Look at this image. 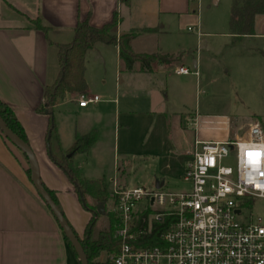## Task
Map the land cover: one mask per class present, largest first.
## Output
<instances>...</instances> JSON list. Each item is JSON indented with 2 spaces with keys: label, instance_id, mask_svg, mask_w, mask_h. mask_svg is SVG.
Masks as SVG:
<instances>
[{
  "label": "crops",
  "instance_id": "1",
  "mask_svg": "<svg viewBox=\"0 0 264 264\" xmlns=\"http://www.w3.org/2000/svg\"><path fill=\"white\" fill-rule=\"evenodd\" d=\"M127 1L0 0V101L14 112L36 157L42 184L54 193L58 207L79 238L84 235L91 213L54 158L71 156L81 178L102 179L109 191L104 201V206L111 202L108 210L113 202L111 179L126 186V181L116 178L122 171L116 163L118 153L139 158L154 155L160 160L158 171H167L171 158L168 128L180 118L177 121L175 116L166 114L163 99L168 87L178 89L188 75L198 73L185 64L188 59L180 42L179 27L184 29L185 23L192 22L196 26H186V30L191 28L188 31L200 36L196 8L220 4L222 0ZM231 2L224 0V6ZM114 12L118 17L113 30L117 36L156 27L155 31L137 32L130 39L134 53H160L171 59L152 62L149 70H141L138 61L126 69L117 45L96 42L87 53L83 74L85 94L98 95L99 100L81 107L77 94L58 102L52 110L55 132H49V114L37 108L44 102L45 87L58 77L57 45L72 39L78 22L87 20L91 26L101 27L112 20ZM33 19L48 27L47 33L35 28ZM224 34L231 44L247 42L250 51L262 49L264 14L255 16L254 34L235 37L228 32V26ZM191 61L198 65L197 57ZM177 66L187 67L190 72L177 74ZM111 69L115 76L113 85L100 89L101 96L92 92L93 77L105 84L106 72ZM134 97L145 100V108H133ZM88 133L95 135L90 148L69 154L75 139ZM246 136L247 129L245 136L234 134L233 138L227 133L216 138L195 133L193 142ZM187 151L181 149L179 154L186 155ZM27 168L24 155L0 133V264H79L53 215L36 193Z\"/></svg>",
  "mask_w": 264,
  "mask_h": 264
},
{
  "label": "built area",
  "instance_id": "2",
  "mask_svg": "<svg viewBox=\"0 0 264 264\" xmlns=\"http://www.w3.org/2000/svg\"><path fill=\"white\" fill-rule=\"evenodd\" d=\"M98 100L81 93L77 103ZM186 155L182 176L189 188L181 192L127 188L111 179L120 244L109 264H264V213L247 212L246 203L264 199V127L249 123L245 138L195 139ZM227 158L232 165L223 164Z\"/></svg>",
  "mask_w": 264,
  "mask_h": 264
},
{
  "label": "rangeland",
  "instance_id": "3",
  "mask_svg": "<svg viewBox=\"0 0 264 264\" xmlns=\"http://www.w3.org/2000/svg\"><path fill=\"white\" fill-rule=\"evenodd\" d=\"M230 6L231 3L224 6L222 0L220 4L209 7L200 5L196 8L200 20V36L194 31L186 30V26H196L192 22L185 23L184 29L179 27L180 42L188 59L185 64L191 71L197 70L198 74L188 75L187 81L181 83L178 89L168 87L163 99L166 114L172 118L175 116L177 121L180 118V122L168 128L171 139V158L167 161L169 169L160 173V160L154 155L139 158L118 153L116 163L118 167H122V171L116 178L126 181L127 188L140 186L152 189L155 178H159L164 180L161 187L163 191H184L189 188L182 176L187 155L181 156L179 153L181 149H192L195 133L197 136L199 133L201 137L206 135L214 138L227 133L233 138L234 134L245 136L249 122H258L264 127V47L250 51L247 42L231 44L228 41L224 31L228 26ZM196 57L198 65L194 66L191 59ZM94 77L91 81V87L94 88L92 92L100 95V89L113 85L115 76L113 69L107 71L105 84ZM139 100L142 99L132 98L133 108L145 106V100L138 102ZM194 117L199 122L197 126L194 124ZM223 164L232 165L233 161L227 158L223 160ZM246 203L247 212L251 211L255 216L264 213L263 198H255ZM110 205L111 202H106V209ZM155 207L159 208L157 205ZM105 226V216L101 215L94 230Z\"/></svg>",
  "mask_w": 264,
  "mask_h": 264
},
{
  "label": "trees",
  "instance_id": "4",
  "mask_svg": "<svg viewBox=\"0 0 264 264\" xmlns=\"http://www.w3.org/2000/svg\"><path fill=\"white\" fill-rule=\"evenodd\" d=\"M123 1L126 3L128 2L127 0ZM257 14H264V0H232L229 10L228 32L235 37L254 34V18ZM117 21L118 17L115 12L112 20L101 27H93L87 20L80 21L74 28L72 39L67 43L57 45V60L59 64L58 77L53 84L45 87L44 102L37 108L40 112H42L43 109L47 110L50 118L49 132H55V125L52 120L53 107L70 95L86 92L87 86L83 74L84 64L87 53L96 42L117 45L119 57L124 62L126 69H131L133 63L138 61L141 70H149L150 63H163L171 59V57L166 54L134 53L131 49L130 39L137 32L155 31L156 27L140 28L117 36L113 31ZM31 22L35 28L47 33L48 27L44 26L39 19H33ZM0 116L13 132L27 143L24 130L18 122L14 112L1 101ZM94 140L95 135L93 133L80 136L75 139L67 152L71 155L78 152H86ZM54 161L74 183L84 207L91 213L83 237L79 238L76 235L86 254L88 264H109V256L117 252L120 240L115 235L118 226L116 214L106 209L105 206L102 214L96 211L97 205L102 201H106L109 197V191L105 183L102 179L81 178L78 168L71 161V156L58 159L54 158ZM26 172L30 177L29 168H27ZM44 188L57 204L54 193L45 186ZM87 198L92 200L91 204L87 203ZM101 215L105 216L106 226L103 229L94 230V225ZM65 240L74 252L68 240L66 238ZM148 241L152 243L155 239ZM103 257H106V260H103Z\"/></svg>",
  "mask_w": 264,
  "mask_h": 264
},
{
  "label": "water",
  "instance_id": "5",
  "mask_svg": "<svg viewBox=\"0 0 264 264\" xmlns=\"http://www.w3.org/2000/svg\"><path fill=\"white\" fill-rule=\"evenodd\" d=\"M0 132L8 142H10L26 157L30 170V181L36 193L49 208L59 228L61 229L64 237L68 240L71 247L73 248L79 264H88L86 254L83 251L82 245L78 237L70 227L68 221L64 217L58 205L55 203V201L52 199V197L49 195V193L42 185L39 175L38 163L32 149L30 148L28 143H26L22 138H20L15 132H13L6 125V123L3 121L1 116H0ZM163 183H164L163 179L155 178L154 187L160 188L162 187ZM96 211L99 214H102L104 212L103 201L97 205Z\"/></svg>",
  "mask_w": 264,
  "mask_h": 264
}]
</instances>
